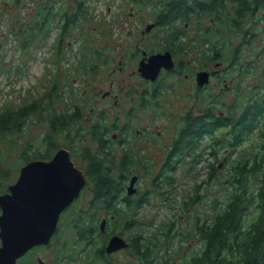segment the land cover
Masks as SVG:
<instances>
[{
  "label": "rangeland",
  "instance_id": "rangeland-1",
  "mask_svg": "<svg viewBox=\"0 0 264 264\" xmlns=\"http://www.w3.org/2000/svg\"><path fill=\"white\" fill-rule=\"evenodd\" d=\"M177 2L0 0V105L15 109L48 98L54 114L65 118L64 128L56 135L46 122L25 117L21 129L1 136L5 138L0 145V163L7 164L12 173L1 191L15 182L27 161L52 157L55 151L47 152L51 147L48 142L67 149L74 164L86 174L89 153H101L111 178L120 177L122 159H129L123 195H127L130 177L137 176L130 195L134 205L121 207L122 214L115 213L114 218L112 211L94 201L87 180L79 196L62 212L50 243L28 252L19 264L25 260L37 264L35 259L44 264H102L93 258L98 244L118 232L129 242L137 229L148 237L157 236L150 252V259L156 261L165 256L164 244L159 243L160 226L172 215L177 219L172 220L173 231L167 240L176 264H184L181 259L189 243L194 247L199 244L192 230L197 220L212 215L225 201L224 156L231 160L236 155H255V133L230 151L226 150L228 129L220 128L216 131L220 138L216 156L208 152L212 142L207 134L183 156H169L188 116L205 112L221 116L230 109L239 115L248 100L264 95V9L242 19L236 28L226 24L228 17L197 10L158 25L159 17H167V9ZM80 3L87 9V17H73L62 33L61 12L74 15ZM149 23L154 26L146 32ZM211 46L221 50L218 60H210ZM167 50L173 54L174 68L155 81L143 79L137 66L142 51L149 55ZM204 69L219 72L198 87L195 73ZM110 89L118 94L116 106L112 96L102 98ZM75 109L79 119L70 114ZM104 141L103 150L100 144ZM213 163L217 170L209 180ZM170 166L175 169L169 171ZM92 215L98 218L91 223L93 229L106 219V238L87 231ZM133 217L137 229L126 226V220ZM104 261L140 264L128 249L108 254Z\"/></svg>",
  "mask_w": 264,
  "mask_h": 264
},
{
  "label": "trees",
  "instance_id": "trees-1",
  "mask_svg": "<svg viewBox=\"0 0 264 264\" xmlns=\"http://www.w3.org/2000/svg\"><path fill=\"white\" fill-rule=\"evenodd\" d=\"M191 1L188 3L187 0H179L174 5L175 7L167 9V17H159L157 24H167L170 17L172 19H176L178 15L187 17L197 10L200 14L212 15L216 13L220 18L221 16L228 17L229 20L225 21L226 24L230 23L236 28L237 23L240 25L242 19L248 15H256L264 9V0ZM61 16L64 22V27L61 29L63 33L70 26V19L73 17L86 18L87 9L82 8L80 3L78 13L70 15L67 11H63ZM56 20L59 21V10ZM211 49L210 60H218L221 50L212 46ZM47 105L51 108L49 112L44 107ZM70 114L74 119L80 118L77 109ZM25 117L36 119V123L41 120L46 122L51 127L52 135L59 134L64 128L63 124H65V118L54 114L51 100L48 98L43 102L32 100L15 109L10 105H0V145L5 138L1 136L4 133L11 135L21 129L26 120ZM220 128L228 129L229 141L226 150L233 151L245 137L253 136L254 133L258 145L253 157L236 155L233 159L228 160V156H224L223 166L227 170L226 182L228 184L225 201L212 215L197 220L192 230L199 244L194 247L189 243L184 252V259L181 260L184 264H264V95L248 100L239 115L230 109L228 113L221 116L206 112L202 115L198 114L196 117L188 116V122L171 146L169 156L171 158L183 156L190 147L198 145V140L204 134H207L212 142L208 152L216 156L220 148L218 146L220 138L216 131ZM12 143L14 144V141ZM48 145L51 147L47 152L50 150L56 152L58 149L52 143L48 142ZM100 145L104 150L105 142ZM99 154L101 153H89L87 156L88 169L90 170L87 173L88 181L92 187L94 201H100L104 208L112 211V218H114L115 213L120 215L122 209H129L134 205L130 196L122 194V183L126 179L125 170H127L125 166H127L129 159L123 157L122 160L124 161L121 169H119L120 177L111 178L108 170L103 167ZM41 158L48 159V157ZM0 161L2 160L0 159ZM209 168L208 179L210 180L216 174V163L210 164ZM174 169L173 166L169 167V171ZM11 174L8 165L0 163V193L2 188H5V185L7 186L9 183ZM118 201H120V206L117 207ZM121 207L122 209L118 210ZM172 217L163 221L160 226L162 233H160L159 243L164 244L165 256L156 261L150 259V252L153 248L151 244L157 236L148 237L144 235V230H138L136 217H133L134 219L130 222L126 220V226L137 229L133 239L128 242L127 249L132 252L134 259L139 260L140 264H176L172 246L168 244L173 231L172 220L174 222V219H177L176 215H172ZM97 220L98 218L94 215L90 217V225L87 231L97 232L101 236L100 238L104 239L107 237L106 233L103 232V234L99 228L93 229L91 226V223ZM109 221L114 222L112 219ZM118 234L122 235L121 232ZM106 243L104 240L102 244H98L93 257L102 264H109L104 261L107 255L104 251ZM22 264L31 263L22 262Z\"/></svg>",
  "mask_w": 264,
  "mask_h": 264
},
{
  "label": "water",
  "instance_id": "water-1",
  "mask_svg": "<svg viewBox=\"0 0 264 264\" xmlns=\"http://www.w3.org/2000/svg\"><path fill=\"white\" fill-rule=\"evenodd\" d=\"M154 26L145 27L148 32ZM174 61L169 51L150 54L139 62L138 71L145 79L154 81L161 69L171 70ZM197 84L203 86L210 80L209 71H199ZM137 176L131 177L127 195L134 192ZM86 185L83 171L75 166L70 153L58 148L51 158L34 159L20 167L14 183L0 194V264H17L27 252L46 246L55 234L62 212L79 196ZM106 219L99 229L105 231ZM128 241L113 234L105 245V253L127 249ZM40 264H44L40 261Z\"/></svg>",
  "mask_w": 264,
  "mask_h": 264
},
{
  "label": "flooded vegetation",
  "instance_id": "flooded-vegetation-1",
  "mask_svg": "<svg viewBox=\"0 0 264 264\" xmlns=\"http://www.w3.org/2000/svg\"><path fill=\"white\" fill-rule=\"evenodd\" d=\"M154 24V23H153ZM167 51H169L170 53H171V51L170 50H167ZM153 54V53H152ZM150 55V54H149ZM149 55H146V53L144 52V51H142V53H141V57H140V59H139V61H138V64H137V66H139V62H140V60L142 59V58H145L146 59V57L147 56H149ZM171 55H172V59H173V54L171 53ZM173 61H174V59H173ZM174 66H175V61H174ZM172 70V69H171ZM199 71H208V70H206V69H204V70H199ZM199 71H197L196 73H195V82H196V85L198 86V87H201V86H199L198 84H197V80H196V76H197V73L199 72ZM164 72H170L169 70H165V69H161L160 70V72H159V75L161 74V73H164ZM219 72V69H215L214 71H209V73H210V76L211 75H214V74H217ZM139 74H140V72H139ZM158 75V76H159ZM140 76H141V74H140ZM142 77V76H141ZM143 78V77H142ZM143 79H145V78H143ZM157 79V78H156ZM155 79V80H156ZM145 80H149V79H145ZM154 80V81H155ZM149 81H151V80H149ZM117 93H113V91L110 89V90H108V91H105L104 93H102V98H106V99H108V97H113V99H114V106H116L117 104H118V100H119V97H117ZM86 118H88V117H86ZM105 142V141H104ZM121 143H123V142H121ZM88 163V162H87ZM89 164V163H88ZM76 166V165H75ZM79 168V167H78ZM81 169V168H80ZM82 170V169H81ZM83 171V173H84V175H85V178H86V182H87V180H88V176H87V174H86V170H82ZM88 171H90L89 169H88ZM134 176V175H133ZM133 176H131V177H133ZM131 177H130V179H129V181L131 180ZM136 182V181H135ZM5 192H7V189H6V191H4V192H1L0 194H3V193H5ZM59 222H60V218H59ZM58 222V223H59ZM38 247H40V246H38ZM35 248H37V247H35ZM35 248H33V249H35ZM33 249H31V250H33ZM31 250H29L28 252H30ZM120 251V250H119ZM27 252V253H28ZM26 255V254H25ZM24 255V256H25ZM23 256V257H24ZM22 257V258H23ZM21 259V258H20ZM20 259H18L17 260V264H19V262H20ZM40 261H42L43 263H44V261L42 260V259H35V261L34 262H36L37 264H40ZM25 263L26 262H29V261H27V260H25L24 261Z\"/></svg>",
  "mask_w": 264,
  "mask_h": 264
}]
</instances>
